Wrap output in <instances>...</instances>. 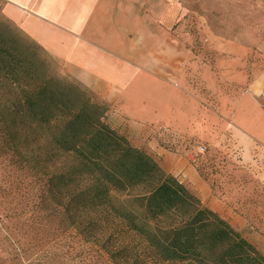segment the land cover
<instances>
[{
    "label": "crops",
    "instance_id": "crops-1",
    "mask_svg": "<svg viewBox=\"0 0 264 264\" xmlns=\"http://www.w3.org/2000/svg\"><path fill=\"white\" fill-rule=\"evenodd\" d=\"M0 5L26 39L131 127L183 143L175 152L154 145L167 173L235 229L264 234L263 53L207 31L185 0ZM184 143L210 147L207 178Z\"/></svg>",
    "mask_w": 264,
    "mask_h": 264
},
{
    "label": "trees",
    "instance_id": "trees-1",
    "mask_svg": "<svg viewBox=\"0 0 264 264\" xmlns=\"http://www.w3.org/2000/svg\"><path fill=\"white\" fill-rule=\"evenodd\" d=\"M45 61L51 60L23 35L0 33V88L12 95L0 105V157L10 188H38L62 233L72 230L93 245L111 219L159 263L264 264L241 232L107 122L106 103L43 72ZM210 158L211 151L196 161L204 178ZM57 163L54 172H39ZM102 252L111 264H134L128 247L105 245Z\"/></svg>",
    "mask_w": 264,
    "mask_h": 264
},
{
    "label": "rangeland",
    "instance_id": "rangeland-1",
    "mask_svg": "<svg viewBox=\"0 0 264 264\" xmlns=\"http://www.w3.org/2000/svg\"><path fill=\"white\" fill-rule=\"evenodd\" d=\"M185 5L202 17L207 31L223 38L238 40L264 54V0H185ZM0 33L9 38L22 35L3 17L1 5ZM42 56H46L43 51ZM41 68L49 75H56L83 86L75 78L69 77L68 69L60 63L45 61L41 63ZM1 88L0 105H8L9 97L12 95L8 87L5 90ZM92 94L108 105L107 122L128 137L135 147L147 152L158 163L153 152L155 144L170 152L181 148L183 143L166 141L164 137L154 138L151 130L140 131L131 127L117 116L110 103ZM205 145L208 147L207 144ZM182 149L186 155L191 152L192 157L197 150L195 144L190 143H184ZM209 151H211L210 147H208ZM5 166L3 158L0 157V264H111L108 256L102 252L105 245L111 246V244H115V248L119 249L128 247L134 264H163L152 259L145 244L135 235L128 233L111 219L106 221L102 231L96 234L98 243L95 245L92 240H79L72 230L62 233L59 218L53 213L49 214L41 199L38 198L40 194L38 188H26L22 191L10 188L9 168L5 169ZM57 166L58 163L49 166L48 169L40 167L39 172L41 174L54 172ZM190 191L196 195L192 190ZM217 214L232 226L231 219ZM237 231L241 232L264 255V234H261L260 238H254L249 236L248 231ZM250 234L253 236V232ZM125 264H132V262Z\"/></svg>",
    "mask_w": 264,
    "mask_h": 264
},
{
    "label": "built area",
    "instance_id": "built-area-1",
    "mask_svg": "<svg viewBox=\"0 0 264 264\" xmlns=\"http://www.w3.org/2000/svg\"><path fill=\"white\" fill-rule=\"evenodd\" d=\"M261 98L264 99V92L261 94ZM196 152L193 154V159L196 162L199 156H204L208 152V147L205 144H197L196 145Z\"/></svg>",
    "mask_w": 264,
    "mask_h": 264
}]
</instances>
